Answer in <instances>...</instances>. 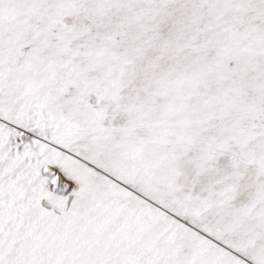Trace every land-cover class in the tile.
<instances>
[{
  "label": "snow or ice",
  "instance_id": "obj_1",
  "mask_svg": "<svg viewBox=\"0 0 264 264\" xmlns=\"http://www.w3.org/2000/svg\"><path fill=\"white\" fill-rule=\"evenodd\" d=\"M0 264H264V0H0Z\"/></svg>",
  "mask_w": 264,
  "mask_h": 264
}]
</instances>
